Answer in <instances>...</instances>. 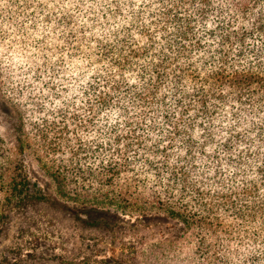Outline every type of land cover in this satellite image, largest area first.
Wrapping results in <instances>:
<instances>
[{"label":"trees","instance_id":"1","mask_svg":"<svg viewBox=\"0 0 264 264\" xmlns=\"http://www.w3.org/2000/svg\"><path fill=\"white\" fill-rule=\"evenodd\" d=\"M110 5L120 19L130 3ZM158 7L147 24H124L112 40L89 44L97 107L90 104L86 118L61 105L62 117L35 123L52 156L45 167L60 195L90 207L86 213L108 212L97 206L108 204L125 215L140 211L147 223L171 219L176 241L192 240L202 264H264V0H160ZM10 122L0 121V159L31 143ZM88 126L97 140L80 133ZM69 180L78 185L72 192ZM92 184L99 195L89 200L80 190ZM16 192L19 202L42 197L16 182V166H0V235ZM146 205L163 215L148 216Z\"/></svg>","mask_w":264,"mask_h":264},{"label":"rangeland","instance_id":"2","mask_svg":"<svg viewBox=\"0 0 264 264\" xmlns=\"http://www.w3.org/2000/svg\"><path fill=\"white\" fill-rule=\"evenodd\" d=\"M112 1L116 0H0V121L11 120V128L16 126L18 132L22 127V134L31 138L22 153L16 149V157L13 152L2 157L0 166H16V182L27 183L30 195L42 194L39 199L19 202L16 192V211L8 209L7 228L0 235V256L4 253L7 257L4 264H202L192 240L183 244L176 241L175 221L147 223L140 211L125 215L108 204H96L108 212L86 213L90 207L84 209L80 202L60 195L58 182L45 167L51 166L52 156L42 146L35 123L51 118L50 114L62 117L60 110L62 106L67 110V104L70 112L86 118L91 115L89 105L97 107L96 71L89 66L87 50L93 52L89 44L97 38L112 40L124 24L132 25L136 20L147 24L159 12L160 0H118L130 5H124L120 12L125 18L117 19L112 17L118 15ZM126 18L129 21L121 22ZM67 37L76 39L74 45ZM101 66L104 68L103 63ZM97 118L99 123L101 118ZM80 133L98 139L91 126ZM215 135L219 140L220 131ZM216 154L223 160L224 153ZM69 183L72 192L78 185L72 180ZM92 185L89 190H80L89 200L98 193L97 185ZM91 204L95 203L88 201L87 206ZM144 209L148 216L164 213L150 205ZM102 216H108L110 223L95 225ZM134 220L136 225L130 226L128 222Z\"/></svg>","mask_w":264,"mask_h":264}]
</instances>
